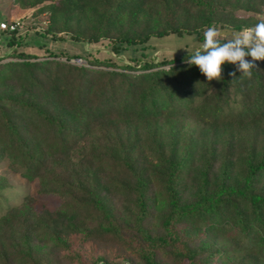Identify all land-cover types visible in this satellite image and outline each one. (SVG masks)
<instances>
[{"label":"trees","instance_id":"obj_1","mask_svg":"<svg viewBox=\"0 0 264 264\" xmlns=\"http://www.w3.org/2000/svg\"><path fill=\"white\" fill-rule=\"evenodd\" d=\"M17 1L29 10L28 19L41 12L50 14L48 25L35 32L42 36L57 31L51 15L88 9L93 23L71 30L70 35L84 38L88 44L104 37L115 54L136 46L139 55L131 57L134 63L120 65L132 68L139 63L147 71L99 69L60 59L30 60L38 56L32 47L37 49L44 43L15 34L17 30H0L3 49L12 47L10 56L21 58L0 61V159L8 158L12 167L22 164V174L28 178L38 176L43 197L59 198L52 210H35L24 202L0 216V264H213L214 255H222L220 264H264V186L260 184L264 179V111L255 102L264 104L258 70H264V61L256 62L251 79L239 77L235 66L225 64L221 85L212 89L213 101L208 100L212 94L204 95V90L216 80L208 82L197 66L182 62L200 48L208 27L215 26L219 38L226 41L234 37L235 29L264 21L259 13L264 7H256V13L244 18L243 13L223 14L216 7L217 0ZM146 3L162 8L166 16L162 25L157 26L159 15L146 17L141 13ZM248 7L247 3L242 5ZM118 18L125 24L116 26ZM36 25L32 23V27ZM168 34H194L198 42L192 51L177 56L155 63L145 59L144 42L151 36ZM70 55L102 65L120 61L111 57L100 60L93 54H64L66 59ZM51 62L55 64L52 72L48 68ZM164 63L172 64V71L150 69ZM59 65L71 71L58 77ZM231 72L236 76H230ZM114 74L126 86L111 105L129 117L131 124L141 118L142 126L149 125L145 136L119 126L116 140L102 134L97 144L84 140L73 152L75 143L90 135V126L108 106ZM193 77L204 86H195ZM93 79L100 81L91 84ZM164 79H169V84ZM224 88L234 95L236 88H242L237 96L244 94L245 98L239 101L229 97V92L221 96ZM155 99L166 113L179 114L181 108H190L194 117L190 131L177 117L167 115L159 128ZM174 122L179 130L173 132L176 134L166 127H173ZM236 131L245 140V147L242 152L239 147L240 172L230 178L227 172L237 164ZM216 134L223 138L215 146L211 139ZM200 135L206 137L201 144ZM99 148L111 153L102 154ZM48 167L49 172L55 169L44 173ZM5 182L0 176V188ZM148 197L153 210L146 203ZM82 209L86 211L80 216ZM187 222L179 228L178 223ZM198 227L204 228V235H198L194 242L195 237L188 233ZM217 228L226 231V243L205 239ZM66 231L80 233L92 247L84 254L70 251L62 237Z\"/></svg>","mask_w":264,"mask_h":264},{"label":"rangeland","instance_id":"obj_2","mask_svg":"<svg viewBox=\"0 0 264 264\" xmlns=\"http://www.w3.org/2000/svg\"><path fill=\"white\" fill-rule=\"evenodd\" d=\"M217 1L219 2L216 4V7L218 8L219 11L223 12V14H229L232 12V14L237 16L243 13L244 18H247L248 16H250L252 12L256 13L255 11L256 7H259V8L264 7V0H217ZM245 3H247V5L249 6L248 9L242 8V5ZM144 5L145 6H143L144 8L141 13L145 15L146 17L147 16L150 17V14L159 15L157 26L162 25L163 20L166 17L163 14L162 8L159 7L158 5L153 7L151 3H146ZM28 12L29 10L27 8H22L19 5L17 0H0V20L1 19L11 20L13 18H18L20 20L22 19L23 22L20 21L22 23V28L17 29V32H15V34H21V33L26 34L24 37L30 38L32 36L33 38L35 37V39H37L39 42H42L41 44L44 43L43 46L38 47L37 49L35 47H32L31 50H35L36 51L35 53H37L38 56L29 57L30 60H51L52 61L55 59H58V60L60 59L62 61L67 60V62L75 64V65H83V66L86 65L92 68H99V69H115L118 71L125 70L131 73H141V72L147 71V69H142L141 67H139L138 66L139 63L134 64V67L132 68H127V67L123 68L122 65H120L123 62L126 64L134 63V59H131V57L135 58L136 56L139 55L136 46H135V49L133 50H131V48H127V49H124L122 52L115 54L109 49V46L105 44V42H107L108 39L104 37H100L95 43L88 44V42L84 40V38H81V37L73 38L70 35L72 32L71 30L77 27L82 29L89 23H93L92 21H94L93 19L94 17L90 15V12L88 9H81L79 11H72V12L63 11L62 14L58 13L53 16L51 15L52 26L55 29H57V31L55 34L50 35V36L48 35L42 36V35H38V33H35L37 30H40L41 28L46 27L48 25L50 21V14L48 12H41V13L36 14L37 15L36 17L34 18L32 17L33 19L29 18L31 19L29 20L27 17V15L29 14ZM259 13L264 16V10L259 11ZM241 18H236V19L238 21ZM140 20L142 21V19ZM116 21H117L115 23L116 26L125 24L124 19L120 20L118 18ZM34 22H36L37 25L32 27V23ZM62 27L63 29H61ZM242 30L243 29L241 30L235 29L233 31L234 36L236 33ZM83 31L86 32V31H89V29H83ZM194 37H195L194 34H188V35L168 34V35L158 36V37L151 36L149 39H147L144 42V45L147 46L144 49V51H146L147 53V55L144 56V58L151 59L152 62L155 63L159 61L161 58H170L171 56H177L182 51H192V49H194V47L197 45V42H198L196 41ZM1 40H2V36L0 35V61L20 60L21 58L10 56L12 47L3 49L4 47H2L1 45L2 44ZM45 47L47 49H45ZM47 51H52L56 53V55H48L46 53ZM74 53L75 54L82 53V54H88V55L93 54V56H95L96 58L100 60L106 57H111L112 59L119 58L120 61H114L115 62L114 65H109V64L102 65V64L88 63L82 56L76 57V56L70 55V58L68 59H66L64 56V54H74ZM246 59H251V57H247ZM182 62H186V60H183ZM168 65H169L168 63H164L161 65H155L150 69L168 68ZM54 66L55 64L53 62H51V64L48 66L51 72L53 71ZM70 69H68L67 67H61V65H59L57 76L60 77L66 72L68 73V71H71ZM258 70L261 73L260 85H261V89H263L264 88V73H263L264 70L263 68H260V67L258 68ZM195 78L193 77L191 80ZM110 79H111V86L109 88L110 97L108 99V106L103 107L102 112L99 115L98 121H96L93 125L90 126V135H88L84 139H79L75 143V146H73V152H74V149L78 147V144H83L84 142H86L84 140L91 139V141L94 144H97V141L100 140L99 138H100V135L102 134H104L107 139L116 140L117 128L119 126L121 129H124V128L133 129V132H135L141 137L145 136L146 127H148L149 125L142 126L141 118L138 119L137 124H131L132 121L129 120V117L119 114L117 112V109H115V107L111 105V103L113 102L115 98V95L118 92H120L123 89V87H125L126 85L121 84L122 82L121 77L118 74L112 75ZM93 80L94 81L91 82V84H97L100 81V79H96V80L93 79ZM163 81L166 84H169V79H164ZM198 84L199 85L203 84L204 86V82L195 79V86L198 87ZM139 85L134 84L135 87ZM219 85H221L219 81L213 82L209 87H207V89L204 90L205 92L204 95L212 94L213 90H215V86L218 87ZM233 87H234V84L230 85L228 88L231 89ZM261 89L259 90L261 91ZM228 92H229V97L235 96L239 101H241L240 97L245 98L244 94H240L237 96V94L243 92L242 88H240L239 91L236 88L235 95L231 91L226 90L225 88L221 90L219 94L221 96H224L226 94L228 95ZM157 96L160 99V96L159 95ZM212 96L213 94L210 96V98H208V100L213 101L214 99L212 98ZM200 97L201 95L197 96L196 101L199 100ZM159 99L157 100L155 99L156 100L155 106L157 107L156 109H158L159 115H161V116L157 115L158 113L155 114L156 123L161 124V125H158V127L162 128L164 126L162 124V120L164 116L167 115V117L169 118L177 117L178 122H181L182 124H184L186 126V130L190 131L191 126H192V124L190 123H192L191 120L194 118L189 112L190 108H181L180 109L181 113L179 112V114L178 112L166 113L162 110L161 102ZM249 99L251 100L250 95H249ZM258 101L259 100H256L255 102L257 103L259 108H262L264 111V104ZM243 107H244V104H243ZM249 108H253V107L250 106ZM160 110H162V113H160ZM141 117L144 120L145 119L148 120V118L142 115ZM173 124H174L173 127L166 125L170 133L179 131V130H176L177 124L175 122ZM173 134H176V133H173ZM205 138H206L205 136L200 135L199 144L203 143ZM222 138L223 137H218V135L216 134L215 136L212 137L211 142L215 143V146H216L218 145V140ZM236 138H237L236 140L239 142L237 144L238 149L236 148V156H235V160L237 164L235 165L234 170L227 172L229 173L228 177L230 178H233L238 172H240V164H239L238 158L240 157V154L245 147V140H241V135L239 134L237 135V131H236ZM239 147L241 148V152H239ZM99 151H101L102 154H107V155L111 153V151L105 150L103 148H99ZM43 157L44 159H46V156L43 155ZM218 163L219 162H216V172H217ZM11 164H12L11 160H9L8 158L0 159V176L3 177L4 182L6 181L4 183V186L0 188V216L11 213V208L14 205L21 206L22 203L24 202H27L28 206L33 207L35 210H38L40 207H44V208H47L48 210H52L53 207L59 202V198L54 195L43 197L42 194L39 193V177L34 176L32 178H28L22 174V171L25 170L22 164H19V163L17 165L14 164L15 167H12ZM49 169L50 167L45 169L44 173L46 171L50 173L52 170L55 169V167H53V169L50 172H49ZM44 173L42 177L44 176ZM260 184L261 186H264V179L261 181ZM154 185L157 186V184H154ZM149 194H151V192H149ZM156 196H154V198L156 199V202L158 203L159 196L158 195ZM146 203L147 205H149L150 209L153 210L152 208L153 203H151V197L147 198ZM160 210L161 209L156 210L159 213V215L162 212ZM85 211L86 210L82 209L80 210L78 214L80 216H83ZM88 220L89 218L87 219V221ZM187 224L188 222L184 224L178 223V226L179 228H181V227L186 226ZM226 225L227 223H225L224 225L221 224V227L225 228ZM203 229L204 228L202 227H198L197 229H192L194 231L189 232L188 234L191 237L192 236L195 237L194 242H196L198 235L203 237L204 235ZM224 233H226L224 229L217 228L207 233V235L205 236V239L208 238L207 241L209 243H212L214 240H217V243L215 244H223V243H226L224 240V238L226 237L223 236ZM62 237L67 241L70 247L68 249L70 251L77 250L80 253L84 254L87 251L88 247H92L90 246L89 241L82 240L80 233L73 232V231H66L62 234ZM229 243L232 244V242H229ZM211 258H212L211 263L213 264H220L218 261H222V255H220V257L218 258L216 257V255H214ZM121 264H123V262ZM224 264H228L227 261Z\"/></svg>","mask_w":264,"mask_h":264},{"label":"clouds","instance_id":"obj_3","mask_svg":"<svg viewBox=\"0 0 264 264\" xmlns=\"http://www.w3.org/2000/svg\"><path fill=\"white\" fill-rule=\"evenodd\" d=\"M203 35L204 41L200 48L186 62L197 66L208 82L223 79L225 64L235 66L236 72L240 73L239 77L251 79L253 70L258 67L256 62L264 61V21L244 28L226 41L219 38L220 32L215 26L208 27ZM247 57H251V60ZM168 70L172 71V64ZM236 72L229 75L235 77Z\"/></svg>","mask_w":264,"mask_h":264},{"label":"built area","instance_id":"obj_4","mask_svg":"<svg viewBox=\"0 0 264 264\" xmlns=\"http://www.w3.org/2000/svg\"><path fill=\"white\" fill-rule=\"evenodd\" d=\"M18 18H13L11 20H0V30H17L22 28V23Z\"/></svg>","mask_w":264,"mask_h":264},{"label":"water","instance_id":"obj_5","mask_svg":"<svg viewBox=\"0 0 264 264\" xmlns=\"http://www.w3.org/2000/svg\"><path fill=\"white\" fill-rule=\"evenodd\" d=\"M124 264V263H123Z\"/></svg>","mask_w":264,"mask_h":264}]
</instances>
